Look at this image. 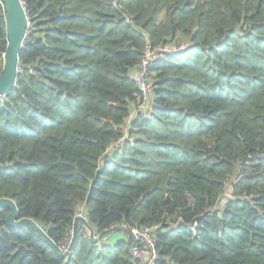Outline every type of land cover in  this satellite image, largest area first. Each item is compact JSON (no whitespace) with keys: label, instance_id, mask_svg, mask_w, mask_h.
Masks as SVG:
<instances>
[{"label":"trees","instance_id":"trees-1","mask_svg":"<svg viewBox=\"0 0 264 264\" xmlns=\"http://www.w3.org/2000/svg\"><path fill=\"white\" fill-rule=\"evenodd\" d=\"M22 2L0 198L59 249L79 209L86 223L61 257L0 205V264H140L128 228L153 225L156 264H264V0ZM146 46L158 56L141 109ZM6 48L0 1V73Z\"/></svg>","mask_w":264,"mask_h":264},{"label":"water","instance_id":"water-1","mask_svg":"<svg viewBox=\"0 0 264 264\" xmlns=\"http://www.w3.org/2000/svg\"><path fill=\"white\" fill-rule=\"evenodd\" d=\"M4 6V20L6 27L7 48L4 54V64L0 73V96L5 95L13 88L16 82L19 67V52L22 44L26 39V31L29 22L26 16L25 8L22 0H0ZM0 205H5L10 208L7 215V222L13 226L29 224L37 230L38 234L46 241L53 249L54 253L61 257L69 255L75 237L77 235L78 221L86 223L83 216L76 214L72 225V235L68 247L65 251H61L58 246L51 240L46 232L31 218H21L16 220L15 216L17 208L15 203L9 198H0ZM93 231L89 228V238L93 241ZM128 249V247L126 248Z\"/></svg>","mask_w":264,"mask_h":264},{"label":"built area","instance_id":"built-area-1","mask_svg":"<svg viewBox=\"0 0 264 264\" xmlns=\"http://www.w3.org/2000/svg\"><path fill=\"white\" fill-rule=\"evenodd\" d=\"M157 52L158 50H153L152 48H150V46H146V50L143 57L141 58L140 64L132 74L135 83L141 91V106L148 105V96L150 92L151 82L148 78L147 71L151 61L158 56ZM129 120L130 118L127 119L128 122ZM127 121L126 124L128 123ZM81 216L85 218L84 214ZM119 228L127 230V226L125 224H115L112 226V230ZM155 228L156 225H153L152 227L142 226L128 228L129 232L131 233L130 237H132V241L130 242L129 240L128 243V250L131 257L138 260L140 264H156L158 253L155 248V239L152 234ZM71 235L72 232L69 234L67 241L60 246L61 251H65L67 249L71 239ZM93 237H97V240L100 239V237L97 235H93ZM106 238L107 240H109L111 236L108 235L106 236Z\"/></svg>","mask_w":264,"mask_h":264},{"label":"crops","instance_id":"crops-1","mask_svg":"<svg viewBox=\"0 0 264 264\" xmlns=\"http://www.w3.org/2000/svg\"><path fill=\"white\" fill-rule=\"evenodd\" d=\"M134 112V111H133ZM122 230V229H121ZM119 232H121V231H119ZM116 232H113L112 234H110V236H111V238L109 239V240H107V238L106 237H101L100 235H99V237H100V239H101V241L102 242H105V243H108V244H114L117 240H119V239H122V238H124V236H123V233H121V236L120 237H118V238H116V239H112V236H113V234H115ZM126 239V238H125ZM108 241H110V242H108ZM127 242L129 243V238L127 239Z\"/></svg>","mask_w":264,"mask_h":264},{"label":"rangeland","instance_id":"rangeland-1","mask_svg":"<svg viewBox=\"0 0 264 264\" xmlns=\"http://www.w3.org/2000/svg\"><path fill=\"white\" fill-rule=\"evenodd\" d=\"M150 96H151V95H149L148 97H150ZM146 107H147V106H141L140 108L143 109V108H146ZM143 112H145V110H143ZM133 114H134V112H132L131 116H132ZM131 116H130L129 118H131ZM127 122H128V121H127ZM77 214H79V215H83V214H84V213H83V210H82V209H79ZM121 233H122V232H116L115 234H113L112 239L114 240V239L120 237V236H121ZM92 238H93V241H97V237H92Z\"/></svg>","mask_w":264,"mask_h":264}]
</instances>
